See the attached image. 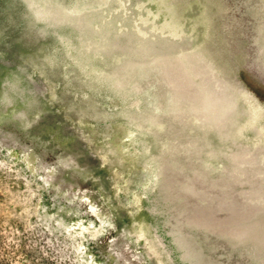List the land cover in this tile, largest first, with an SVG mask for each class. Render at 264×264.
Segmentation results:
<instances>
[{
  "label": "rangeland",
  "instance_id": "rangeland-1",
  "mask_svg": "<svg viewBox=\"0 0 264 264\" xmlns=\"http://www.w3.org/2000/svg\"><path fill=\"white\" fill-rule=\"evenodd\" d=\"M0 264H264V0H0Z\"/></svg>",
  "mask_w": 264,
  "mask_h": 264
}]
</instances>
